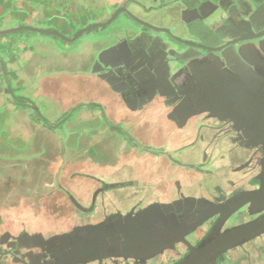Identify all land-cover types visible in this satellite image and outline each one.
Segmentation results:
<instances>
[{"label": "flooded vegetation", "instance_id": "1", "mask_svg": "<svg viewBox=\"0 0 264 264\" xmlns=\"http://www.w3.org/2000/svg\"><path fill=\"white\" fill-rule=\"evenodd\" d=\"M153 1L150 0L149 3H153ZM161 1L164 3L161 4ZM171 1L176 0H160V3L158 4L157 2L158 5H153V7H158L159 10H162L164 9L163 6ZM181 1L176 5V8L186 7L181 13V19L177 20L172 15L171 20L161 22V27L159 28L166 30L172 26L177 30L180 29L182 37L189 43L198 46L203 45L208 48V51L203 52L202 62L206 57H214L215 60L213 61L218 63L216 62V58H218L216 55L219 54V51L216 49L224 47L227 50L231 48L230 43L234 40L241 38L252 39L253 33L254 35L259 33V36L264 33V8L259 11V16L256 17L257 12L247 9V3L244 0H217V4H210L207 2L209 0ZM149 3L146 0L138 3L141 14L132 12L128 8L127 10L139 20H144L147 10L152 7ZM262 3V0H259V6ZM146 22L153 23V21L149 22L147 19ZM149 28L147 27L145 30L150 33ZM147 32H141V35L144 33L147 36ZM131 42H129L128 36L117 42L118 44L121 43L118 53L104 58V62H107V65H114L115 67L102 68L99 64L97 70H102V72L98 73V75L111 81L112 88L118 91L121 98L131 108L165 107L167 110L166 117L177 126L175 130L183 134V137L187 140L191 139L189 143L174 150L167 148L166 151L147 150L146 152H140L145 156H157L156 158L164 159L167 153L171 154L174 158L168 160L175 167L172 175L175 173L177 178L171 180L173 185L170 186L168 191L162 188L157 190V186H154V188L149 186L150 184L147 182L139 183L136 180L121 183L122 185L120 186L122 187H118L119 185L117 184L102 183L103 185L91 194L90 206L79 207L81 211L83 210L82 212L86 213L79 215H81L82 219L84 217L89 219V222L83 221V224L74 225L68 230L50 235L43 234L47 238L60 236L71 231L76 226L90 223L99 224L105 222L108 216L117 212L125 214L134 210L136 213L155 203L177 204L173 211L165 212L164 226L162 224L160 226L156 225V223H159V216L155 219L156 222H152L155 223L154 225H148L150 230L157 234V238L160 237V240L167 241L173 238L174 235L168 236L172 232L175 236H178L185 225L192 226L193 230H191L190 234L186 233V242L180 241L175 244L174 250L168 249L152 257L146 256V251L143 247L130 250V254L128 251L122 252L119 249L120 253H116L115 249L107 247L108 245H103L101 248L98 246L99 253L97 257L100 259L96 257L90 260V258L94 257L92 253L89 257L84 255L87 260H82L78 264H178L193 256L194 249L191 247L197 249L204 242L218 236V234L231 232L235 228L264 216V211L259 212V209L252 208L253 202L255 203L259 196V190L264 184V136L261 134V128L251 129L253 127L241 123L240 119H236L238 114L235 109V107L241 108L238 111L241 118L245 117L249 112L246 107H254L255 105L254 103L250 105L248 99H244L247 91L243 90L248 88L247 84L250 83L252 84L250 89L253 92L254 90L259 91V80H262L260 79L261 74L264 75V35L259 37V39H252L251 43L255 47L245 52L248 55L246 60L250 59L254 66L249 65V61L242 58L239 59L231 53H228L229 63L227 60H224V62L219 60L222 65H219L220 68L218 67V70L224 77V83L227 82L228 86H237L238 91L243 93L240 100L241 104L238 105H230L227 101L221 104L205 103L210 95L211 88L208 83L212 80L213 71L209 74L204 71L200 73L197 72L198 69L196 68L194 76L192 75L193 77H191L185 70L186 66H182L180 78L177 82L171 83L173 85L172 89L165 75V64L159 57L162 48L159 42L150 41L148 36L139 44L132 45ZM258 42L259 52L257 51ZM105 49L107 48L101 50L99 55ZM204 65L210 64L203 62L202 66ZM248 66L253 67V70H249L255 73V75L253 73L254 81H251L253 76H249ZM93 67V69L96 68V66ZM151 68H156L157 73L153 74ZM224 71L228 72V75H225L226 72ZM234 74L239 79L232 78ZM239 83L244 84L245 88L242 89ZM160 89L164 90L166 95H162ZM259 92L261 93L262 90ZM186 98L191 102L188 105L189 107H183V102ZM262 106L259 105V107ZM203 107H225L223 110L218 109L216 112L222 118L224 116V118L214 116L210 111L203 110ZM132 127L136 128L134 125ZM158 130L166 131V128L160 127ZM125 134L132 141L139 143V139L135 135L133 137L132 133L127 131ZM203 150L206 153L205 158L198 160L197 158ZM183 152L186 153L183 154ZM174 154H188L187 160L189 162L183 160V163H178ZM216 158L218 163L221 162L219 160L223 161L225 159L226 164L222 165L223 167L216 168L214 162ZM181 170L201 173L203 178L200 181L191 180L190 183L184 182L180 176ZM169 178L167 175V179ZM124 186L129 187V189L136 187L139 189L132 193L128 200L110 198L106 195L110 190L115 188L123 189ZM168 192H170L169 195ZM131 198H133L132 201ZM235 205H238V207L234 211L212 213V208L214 207L226 208ZM108 206L116 208L115 211L108 213L106 211ZM122 207L128 209L123 210L121 209ZM251 209L252 211H250ZM89 212H93V214L88 215ZM222 213L225 215L222 216ZM182 225L183 227H181ZM36 233H31L30 235ZM22 236L23 233H20L16 238ZM263 236L264 234L255 237L256 239L252 238L253 240L248 239L244 243L227 250L233 252L232 260L227 256L226 251L221 257L219 256V258H222L220 261L223 260L224 264H239V261L234 258L236 254L240 252L243 256L244 253H248V248H253L257 240ZM4 241L2 243H5L6 249H1L0 255L1 259H5L7 262L10 259L13 264H73L70 262L71 256H68L67 251L69 250L67 249L64 252H56L54 250L55 252L49 253V251L44 252L39 246H33L30 242L27 243L25 239L22 240L23 245L21 247H19L18 243L13 245L12 239H4ZM104 247H107L105 254L102 250ZM46 248L48 250L52 249V247ZM60 248L63 249L61 246ZM11 249L14 252H11ZM124 252L127 254L125 255ZM134 252L141 253L135 255Z\"/></svg>", "mask_w": 264, "mask_h": 264}, {"label": "crops", "instance_id": "2", "mask_svg": "<svg viewBox=\"0 0 264 264\" xmlns=\"http://www.w3.org/2000/svg\"><path fill=\"white\" fill-rule=\"evenodd\" d=\"M27 1V9L24 10V0H0V31L6 30L8 33H13L23 29L24 25L32 27L33 30L43 29L32 1ZM106 1L108 3L107 5L105 3L103 8L108 7L110 10L102 13L94 21L101 23L109 19L116 10L124 7L137 13L139 12L138 3L141 2V0ZM188 1L193 2L194 0ZM157 2L159 4L160 0H154L149 4L151 6L158 5ZM162 3L164 2L161 1ZM185 9L186 7L172 8V15L177 20L181 19V13ZM24 11L31 16V20L29 18L28 22L24 20ZM139 14L141 13L139 12ZM125 38L123 36L121 39ZM1 40L9 44L8 48L0 50V200L5 204H7L8 198L7 191L10 193L15 191L20 181L22 182L21 186L23 185V174L18 176L19 172H23V161L43 158V156L46 158L48 152L51 151L50 144H54L56 147L54 154L57 153L56 159L60 160L57 175L59 180L62 179L60 186L69 192H71L69 189H73L71 187L75 186V190L77 189L79 193L77 199L80 202H85L90 199L91 194L97 188L103 185L102 183L120 185V183L134 181L128 177L119 176L115 168L118 165L116 162L129 165L132 154L136 151L140 152L136 146L130 147L132 143L137 142L126 136L127 131L138 139L139 136L145 137L144 139L147 140L139 139L141 141L138 140V142L140 144L141 142L150 143L149 146H152L147 148L155 151L152 150V147L156 145V142L153 138L151 142L150 134L157 133L150 131L142 133L141 129H138L136 131L138 135H136L132 125L137 127L141 125V122L145 124L153 119L154 122L163 125L167 131H169V127L172 130L176 129L177 126L174 122L166 117L165 107L131 108L121 98L118 91L112 88L111 81L98 75L102 72V70H97L98 57L101 56L99 55L100 51L105 46L100 45L87 50L81 57L80 63L83 72L80 75L78 71H74L80 77L77 91H73L75 95L71 101L68 96L66 97V94V98L62 99L55 92L58 84L54 82V79L61 77L62 71L55 72L60 73L57 76L55 73V75L48 74L41 81L38 79L34 81L36 73H39L41 69L43 72L46 71L43 64H46L49 71L52 72L58 59L61 57L68 61L71 59L69 52L56 50L51 43H40L39 38L25 36V34L5 36L1 37ZM93 66L96 68L92 70ZM63 76L66 77V75ZM25 91L35 99L40 114L48 121L62 120L64 122L63 129H50L42 125L40 121L34 120L33 112L23 108L16 100V97H21L20 94ZM118 124H125V128H121L122 131H120L117 127ZM189 142L187 139H183L180 143H172L170 148L174 150ZM166 143L169 145L167 141ZM37 170L40 171L39 165ZM126 189L129 187L112 189L106 195L110 198L128 200ZM3 207L6 208V205ZM107 212L110 213L109 210ZM4 214L5 212L2 211L0 251L2 245L5 244L2 242L6 234L16 237L23 229L20 226H13L9 230L6 226L7 217ZM1 261L0 255V264ZM3 262V264H7V260L3 259Z\"/></svg>", "mask_w": 264, "mask_h": 264}, {"label": "water", "instance_id": "3", "mask_svg": "<svg viewBox=\"0 0 264 264\" xmlns=\"http://www.w3.org/2000/svg\"><path fill=\"white\" fill-rule=\"evenodd\" d=\"M244 1L247 3V9L251 10L252 12H257L256 17H258L259 11H262L264 8V0H262L263 3L261 6H259V0H244ZM178 2H182V1L181 0H176L173 2L171 1L167 5L163 6L164 9L162 10H159L158 7L152 6L150 9L147 10V15L144 20L143 19L139 20L126 8H122L117 11V13L108 23L107 22L100 23L97 25H93L91 28H89L92 29L94 27L112 24L115 20H118L123 13L129 15V17L132 19V21L125 20L123 18L119 19L116 25L117 27L116 30L105 32L100 36V39L96 40L102 46H105L104 48H107L101 53L98 64H100L102 68L115 67L114 65H107V62H104V58L118 53L121 47L120 46L121 43L118 44L117 42H120L123 36L124 37L128 36V40L129 42L132 41L131 42L132 45L141 43V41L146 39V37L148 36L150 41L155 40L159 42L160 46H162L161 53H159V57L163 61V64H165V68H166L165 75L167 76V79L170 82L172 89H173L172 84L177 82V80L181 76L182 66H186L185 70L187 73H189L188 75L191 77L194 76V72L196 68L198 69L197 72L200 73L204 71L205 73L209 74L213 71L212 73L213 77L212 80L210 81L211 83L210 82L208 83L209 87L211 88V91L208 100L205 103L221 104L227 101V103H229L230 105L241 104L240 100L242 99L241 97L243 96V93L238 91L237 86L236 87L235 85L228 86L229 84L227 82L224 83L225 81L224 77L220 74L218 67L220 68L219 65H222L221 62L222 61L224 62V60H227V62L229 63L228 55L230 53L239 59L242 58L246 60L248 55L245 52L250 51L255 47L251 43V40L254 38L259 39V37H262L264 33L260 34L261 36H259V33L258 35L257 34L254 35L253 33L252 39L241 38L239 40H234L232 43H230L231 45L230 49L226 50L224 49V47L216 49L219 51V54L216 55L219 58V59L216 58V62L218 63H215L213 61L215 60L214 57H206L203 59V62L209 63L210 65L202 66L203 62L201 61V57L203 56L204 51L206 50L208 51V48H205V46L203 45L198 46L189 43L185 38L182 37L183 35L180 29L177 30L172 26L170 29H166V30L159 28L161 27L160 25L161 22L164 21L167 22L171 20L172 8H175ZM207 2L210 4H214V3L217 4V0H209ZM146 19L149 22L153 21V23L152 22L147 23ZM147 27L148 28L150 27L149 28L151 31L150 33L145 30L147 29ZM39 31L41 32L42 30ZM45 32L59 35V33L56 32H49V31H45ZM141 32L144 33L147 32L148 35L146 36V34L144 33H143L144 35L143 34L141 35ZM116 44L118 45L116 46ZM257 44H258L257 51L259 52L258 49L259 42ZM108 46L111 47L108 48ZM219 60L221 62H219ZM246 61H249L250 63L249 65L254 66V64L250 61V59ZM215 64L217 65L215 66ZM247 69L249 72V76H253V79L251 81H254L255 73L251 71L253 70V67L248 66ZM151 70L153 74L157 73L156 68H151ZM225 75H228V72H226ZM261 75L262 76L260 79L262 80L261 81L259 80V85H258L259 91L262 90L261 93L259 91L257 92L256 90H254L253 92L250 89L252 85L250 83L247 84L248 88L243 90V91H247L244 99H248V103L250 105L254 103L255 104L254 107H246L247 109H249V112L245 117H241V118L239 117V112H238L239 110H241V108L235 107V109L237 110V114H238L236 119H240L241 123L253 127L251 129L256 130L261 128L262 131L261 134L264 136V105H263L264 75L263 74ZM232 78L239 79V77L236 76L235 74ZM239 84L242 89L245 88L244 84L242 83ZM162 89H160L161 94L166 95L164 90ZM183 104H184L183 107H189L188 105L191 104V102L188 98H186ZM259 105L261 106L263 105V106L259 107ZM224 108L225 107H203V110H208L214 116H219L220 118H222V116L220 114H217L216 112L218 109L223 110ZM258 195L259 196L256 199V202L255 203L253 202L252 208H257L259 209V212H263L264 184L259 190ZM238 205L231 207L229 206L226 208L214 207L212 208V213L213 212L218 213L223 211L231 212L234 211L238 207ZM175 206H177L176 203L173 204L155 203L137 211L136 213L134 212V210L125 214L121 212H117L115 214L108 216L105 222H101L99 224L90 223V224L76 226L71 231L55 237L51 236L47 238L43 233H36L33 235L24 234L22 237L16 238V237H11V235L9 234H6V236H4L3 239L11 237L9 239L13 240L12 244L14 245L18 243L19 247L23 245L22 240L25 239L27 243L30 242L31 244H33V246H39L44 252L49 251V253L55 252L54 250H56V252L59 251L64 252L67 249L69 250L67 251V253L69 254L68 256H71L70 262L73 264H78L82 262V260H87L84 258L85 257L84 255H88L89 257V255L92 253L94 257L90 258V260L95 259L97 257V254L99 253L98 246L101 248V246L103 245H108L107 247H111L112 249H115L116 253H120L118 249L121 250L122 252L128 251L130 253V250H135L138 247H143L144 250L146 251L145 252L146 256L152 257L156 254L163 253L168 249L174 250L175 244L180 241L186 242L185 241L186 233L190 234L191 230H193L192 226L185 225L183 227L182 225L181 227H183L184 229L182 230L180 235L175 236V234H173L172 232L168 236L170 237L171 235H174L173 238H170L167 241L160 240V237L157 238L156 236L157 234H154V232L150 230L149 226L155 224L152 222L153 221L156 222L155 219L158 216L160 217L158 220L160 224L156 223V225L160 226L162 224L164 226L165 225L164 215H166L165 212L173 211L174 210L173 208ZM250 211H252V209ZM222 214H223L222 216L225 215L224 213ZM263 234H264V216L259 217L257 220L246 223L238 228H235L234 230H231V232L218 234V236L207 240L202 244V246H200L197 249L189 246L192 249H194L193 256L186 258L185 260H183L178 264H217V259L219 258V256L223 255V253L226 252L227 250H230L238 246L239 244L244 243L248 239H252ZM60 246L63 249H61ZM46 247H50V248L52 247V249L48 250ZM106 248L104 247L102 249L104 254ZM139 253L134 252L135 255H138ZM126 254L127 253H125V255ZM97 258L100 259L99 257Z\"/></svg>", "mask_w": 264, "mask_h": 264}, {"label": "rangeland", "instance_id": "4", "mask_svg": "<svg viewBox=\"0 0 264 264\" xmlns=\"http://www.w3.org/2000/svg\"><path fill=\"white\" fill-rule=\"evenodd\" d=\"M76 1L77 0H54V4L52 3L47 8L51 12H53V17L50 16L48 18L49 21L45 19L44 21L41 22L42 28L44 26L47 27L50 25L52 28L56 27L58 29L65 30L66 31L65 34H70V32L68 33L67 31H71L73 29L75 30L79 29L72 37H69L68 35L66 36L65 34L60 35L59 33L60 31H57L56 33H59V36L62 39L54 40V47L56 50L63 48L62 46L68 45L67 42L73 41L76 36L82 34L83 32H85V30L91 28L93 25H95L93 24L95 18H99V16L102 13L110 10L108 7L103 8L104 4L106 3L107 5L108 3V1L106 0L104 1L79 0L82 3L80 5L77 4ZM146 2L149 3L150 0H146ZM117 11L118 10H116L113 13V16L110 18V20L114 17ZM107 20L103 22H106ZM110 20H108L107 23ZM89 24H93V25H89ZM86 25H89V27L87 26L86 28H84ZM116 29L117 27L115 25L109 28H104V31L108 32ZM5 32L7 31L5 30ZM87 35L88 34H86L85 36L86 38L82 42L80 43L77 42V44H74L75 47L78 48L76 52H72V53L70 52L71 59L69 61L61 57V59H58L56 61V64L52 68L53 73L62 71L63 75H66V77L62 75L61 77L54 79L55 80L54 82H57L58 84L55 92L56 94H58L57 96L59 98L64 99L68 96L69 100L71 99L72 101L74 99L75 93L73 94V91L76 90L77 85L79 84V77L83 72L82 65L80 63V61H82L81 57L85 55V51L91 50L101 45L100 43L96 42L95 33L88 35L89 36L88 38ZM43 66L46 69V71L43 72V69H41L39 73H36L34 77V81H36L37 79L38 81H41V79L47 77L50 71L46 64H43ZM74 71L75 72L78 71L80 75L76 74ZM55 74L57 76L60 73H55ZM20 96L23 98L31 97V95L26 93V91L20 94ZM117 127L120 131H122V129L125 128V124H118ZM160 127H164V126L161 125L160 123L154 122L152 119L151 121L145 122V124L141 122V125H138L135 128V133L136 135H138V133L136 132L138 129H141L142 133H146L148 131H150L151 133H157V134H150L151 142H152V138L156 142V145L152 147V150L155 151L158 150L166 151L167 148H170L172 146V143L175 142L180 143V141L186 139L183 137V134H180V132L176 130H172L171 127L168 128L169 131H167L166 129V132L159 131L158 129ZM144 138L143 136H139V139L143 140ZM166 141L171 144L167 145ZM149 144L150 143H146V142H142L141 144L132 143L130 147L134 145L138 148L139 151H146L147 147H149ZM50 145L51 146L49 145L48 146L51 147L50 149L51 151L48 152L46 158H44L43 156V158L26 159L23 161L24 162V169L22 170L23 172L22 173L19 172L18 175L20 176L21 174H23L22 177L23 185L21 186L22 182L20 181L15 191L11 193L10 191H7L9 198V199L7 198L6 200L7 204H5V202L0 200V218L1 220L3 218V215H1L2 211L5 212L4 215H6L8 221L6 226L9 230L13 226H18V227L24 226V227H28V229H30V231H32L33 233L42 232L45 235H50L53 233H57L59 231L68 230L72 228V226L74 225L83 224L82 223L83 221L85 222L90 221L89 219H85V217L82 219L81 215L77 213V210L74 207L75 202L73 201V199H77L79 195L77 189L75 190V186H72L71 188L73 189H69L71 192H68L72 194V196L69 195L68 193L63 192V190L59 188V186L61 185L60 181L62 180V179L59 180L57 178L59 172L60 160L56 159L55 155L57 153L54 154V150H55L54 148L56 147L54 146V144H50ZM184 153L186 152H183V154ZM183 154L181 155L174 154L178 163H183V160L189 162V160H187L188 154L186 155ZM205 155L206 153L203 150L200 152L197 159L198 160L204 159ZM165 157L166 158L164 159V158H155L153 156L152 157L145 156L144 154H141L140 152L136 151V153L132 154V158L129 161L130 162L129 165L116 162L118 164L115 166L116 172L119 174V176L128 177L129 179L136 180L139 183L147 182L148 184H150L149 186L151 187L157 186L156 188L157 190L159 188H162L163 190L168 191L170 186L173 185L171 183V180L176 179L177 176H175V173L172 175V173L174 172L173 170H175L174 169L175 167H173L169 161L174 157L171 156V154L169 155L168 153L167 155H165ZM219 161L221 162L218 163L217 158L214 161L216 164V168L223 167L222 165L226 164L225 159L223 161L222 160ZM38 165L40 167V171L37 170ZM128 169H130V171H128ZM38 172L40 173L38 174ZM167 175L170 177L169 179H167ZM180 176L182 180L187 183H190L191 180L200 181V179L203 178L201 173L199 174L198 172H194V171L191 172L187 170H181ZM154 188L153 190H155ZM137 189L139 188L136 187V188L126 189L125 193L126 194L128 193L127 195L128 197H130V195L132 196V193H135ZM3 194H5V192H3ZM169 194L170 192H168V195ZM132 199L133 198H131V201ZM79 201L80 200H78V202ZM80 203H84L87 205L85 207H89L90 199L88 201L80 202ZM4 205H6V208L3 207ZM115 209L116 208L108 206V209L106 211L108 210L109 212L113 210L115 211ZM121 209L127 210L128 208L122 207ZM258 256H259V248L252 250L250 252L248 251V253H244L243 256L240 253L236 254L234 258L238 260L239 263L255 264L256 258ZM7 264H12V262H10V259L7 262Z\"/></svg>", "mask_w": 264, "mask_h": 264}, {"label": "trees", "instance_id": "5", "mask_svg": "<svg viewBox=\"0 0 264 264\" xmlns=\"http://www.w3.org/2000/svg\"><path fill=\"white\" fill-rule=\"evenodd\" d=\"M30 1H32V4H33V8H34V10H36V14L38 15V18H39V20H40V26H41V22L42 21H44L45 19L46 20H48L49 21V17L50 16H52L53 17V12H51L49 9H47L52 3L54 4V0H30ZM77 2V4H82L81 3V1H79V0H77L76 1ZM27 3H28V1L27 0H24V10H26L27 9V7H26V5H27ZM32 8V9H33ZM126 8V7H125ZM127 9V8H126ZM26 11H24V15H23V17H24V20H25V22H28V19L30 18V20H31V16H30V14H26L25 13ZM113 16V14L110 16V18ZM110 18L108 19V20H110ZM121 18H123V19H125V20H130L131 18H129V15H127L126 13H123L122 14V16H120L119 17V19H121ZM118 19V20H119ZM107 20V21H108ZM118 20H115L112 24H109V25H105V26H98V27H94V28H92V29H88V30H85V32H83L82 34H79L78 36H76L75 37V39L73 40V41H71V42H67L68 43V45H65V46H62L63 48H61V49H58V50H64V51H67V52H76V50H77V48L75 47V45L74 44H77V42H82L86 37V34H88V35H91V34H93V33H95V40H97V39H100V36L103 34V33H105V31H104V28H109V27H112V26H115V25H117V22H118ZM106 21V22H107ZM131 21H132V19H131ZM96 21H94V23L93 24H95V25H97V23L98 24H100V22H96ZM106 22H103V23H106ZM133 23V22H132ZM93 24H89V25H93ZM89 25H86L84 28H86L87 26L89 27ZM23 27V29H21V30H18V31H15V32H13V33H8V32H5V31H0V50H2V49H6V48H8L9 46H7V45H9L8 44V42H6V41H2L1 40V37H5V36H11V35H13V36H16V35H21V34H25V36H27V35H30V36H32V37H35L36 39H38L39 38V42L40 43H42V42H49V43H51L52 44V46L54 47V40L55 39H58V40H61L62 38L59 36V35H55V34H51V33H48V32H45V31H49V32H57V31H60L59 33L60 34H65L66 33V31L65 30H62V29H58V28H52L50 25L49 26H44L43 27V29H32V27H29V26H27V25H24V26H22ZM39 30H42L41 32L39 31ZM53 30H55V31H53ZM79 30V29H78ZM78 30H75V29H73V30H71V31H67L68 33L70 32V34H65L66 36L68 35L69 37H72ZM102 31H104V32H102ZM92 32V33H91ZM102 32V33H101ZM87 35V38L89 37ZM97 37H99V38H97ZM63 41V40H62ZM31 42V41H30ZM7 43V44H6ZM5 44H6V47H5ZM72 48V49H71ZM70 53V54H71ZM48 74H54L53 72H49ZM16 100H17V102L21 105V106H23V108H25V109H30L32 112H33V119L34 120H36V121H40L41 122V124L42 125H45L46 127H49L50 129H56V130H60L61 128L63 129V127H64V122L61 120V121H58V120H56V121H48V120H46L41 114H40V112L37 110V106H36V102H35V99L31 96L30 98H28V97H26V98H23V97H16ZM147 150H150L149 148H147ZM146 150V151H147ZM146 151H142V152H146ZM141 152V151H140ZM141 152V153H142ZM118 185V184H117ZM120 185H122L121 183H120ZM118 186V187H122V186ZM59 188L61 189V190H63V192H65V193H68L69 191L67 190V189H65L64 187H62V186H59ZM116 189V188H115ZM69 195H71L72 196V194H70V193H68ZM73 201L75 202L74 203V207L76 208V210H77V213L78 214H86L85 212H82L81 211V209L79 208V207H85L82 203H80V201L78 202V200L77 199H73ZM89 203V202H88ZM90 214H93V212H89V214L88 215H90ZM20 233H23V235L24 234H31V233H33L32 231H30V229H28V227H24L23 226V229H22V231L20 232ZM19 233V234H20ZM18 234V235H19ZM256 239V238H255ZM253 240V239H252ZM251 241V240H250ZM250 241H248V242H250ZM247 242V243H248ZM246 244V243H245ZM259 246V247H258ZM249 247V246H248ZM259 248V257L258 258H256V262H255V264H264V252H263V250H264V236L263 237H261V238H259V240H257V242L255 243V246L253 247V248H248L249 249V252L250 251H252V250H255V249H258ZM2 249H6V247L5 246H3L2 245ZM2 251H0V253H1ZM11 252H14V250L13 249H11ZM229 251H227V256L228 257H230L231 258V260H232V257H233V252H229ZM240 253V252H239ZM239 253H237V254H239ZM221 257V256H220ZM220 259H222V258H219V260L217 261V264H220V262H221V264H224V262H223V260L222 261H220ZM4 261H5V259H4ZM2 263L1 264H3V259H2V261H1Z\"/></svg>", "mask_w": 264, "mask_h": 264}]
</instances>
